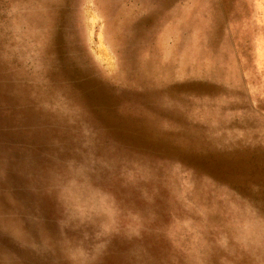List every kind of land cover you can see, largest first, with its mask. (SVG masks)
Listing matches in <instances>:
<instances>
[{"label":"rangeland","instance_id":"374dc122","mask_svg":"<svg viewBox=\"0 0 264 264\" xmlns=\"http://www.w3.org/2000/svg\"><path fill=\"white\" fill-rule=\"evenodd\" d=\"M0 264H264V0H0Z\"/></svg>","mask_w":264,"mask_h":264}]
</instances>
